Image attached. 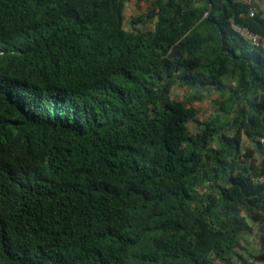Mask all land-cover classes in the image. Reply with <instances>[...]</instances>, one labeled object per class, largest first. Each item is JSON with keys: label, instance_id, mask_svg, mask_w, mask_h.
<instances>
[{"label": "trees", "instance_id": "trees-1", "mask_svg": "<svg viewBox=\"0 0 264 264\" xmlns=\"http://www.w3.org/2000/svg\"><path fill=\"white\" fill-rule=\"evenodd\" d=\"M128 1L0 0V264H264V11Z\"/></svg>", "mask_w": 264, "mask_h": 264}, {"label": "rangeland", "instance_id": "rangeland-1", "mask_svg": "<svg viewBox=\"0 0 264 264\" xmlns=\"http://www.w3.org/2000/svg\"><path fill=\"white\" fill-rule=\"evenodd\" d=\"M153 1L154 0H144L143 2L140 3V5L133 2V0H129L128 2H126L124 8V24H123L124 29L132 30L131 28L132 19L138 16L140 13H142V11L145 10V7H147ZM172 93L175 98L184 100L187 91L182 88H176L173 89ZM195 105L198 107L197 109L200 113V118L202 117V120L207 119L209 116L208 110H210L211 107L210 102H208V100L204 98L201 99L200 101H196Z\"/></svg>", "mask_w": 264, "mask_h": 264}, {"label": "built area", "instance_id": "built-area-1", "mask_svg": "<svg viewBox=\"0 0 264 264\" xmlns=\"http://www.w3.org/2000/svg\"><path fill=\"white\" fill-rule=\"evenodd\" d=\"M244 3H247L249 5H252L253 0H242ZM254 8L252 7L250 10V16L253 15ZM233 29L242 35L250 44H252L255 47H259L264 50V38L260 37L259 35L253 34L249 32L246 28L244 27H239L236 25L232 26ZM264 139H261L260 142L263 143ZM256 181L260 183H264V175L258 177Z\"/></svg>", "mask_w": 264, "mask_h": 264}, {"label": "crops", "instance_id": "crops-1", "mask_svg": "<svg viewBox=\"0 0 264 264\" xmlns=\"http://www.w3.org/2000/svg\"><path fill=\"white\" fill-rule=\"evenodd\" d=\"M252 6H253V8L255 9V10H257V11H264V0H253V2H252ZM208 102H210L209 100H208ZM197 107V106H196ZM198 108V107H197ZM212 111V108L210 107V110H208V112L210 113ZM246 144L247 143V140H246V138L245 137H242V144ZM263 151V150H262ZM257 155V154H256ZM253 247L255 248V249H257L258 248V242L257 241H255V243H253ZM263 264V263H262Z\"/></svg>", "mask_w": 264, "mask_h": 264}, {"label": "water", "instance_id": "water-1", "mask_svg": "<svg viewBox=\"0 0 264 264\" xmlns=\"http://www.w3.org/2000/svg\"><path fill=\"white\" fill-rule=\"evenodd\" d=\"M179 57V54L176 52V49L173 48L172 51L169 53L168 58Z\"/></svg>", "mask_w": 264, "mask_h": 264}]
</instances>
